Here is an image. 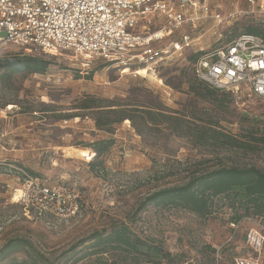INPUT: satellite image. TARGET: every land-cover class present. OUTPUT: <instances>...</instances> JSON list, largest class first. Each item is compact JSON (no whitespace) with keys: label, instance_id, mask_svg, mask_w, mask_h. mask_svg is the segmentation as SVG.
Wrapping results in <instances>:
<instances>
[{"label":"rangeland","instance_id":"rangeland-1","mask_svg":"<svg viewBox=\"0 0 264 264\" xmlns=\"http://www.w3.org/2000/svg\"><path fill=\"white\" fill-rule=\"evenodd\" d=\"M246 22L242 18L228 27H216L207 20L200 27L196 49H212L243 30ZM216 30L223 36L218 38ZM5 52L9 55L0 58L22 53L14 47ZM190 52L143 75L121 73L113 64L99 59L88 61L70 51L52 55L30 52L50 61L45 73L8 76L0 70V131L4 134L0 159L15 163L46 183L63 185L77 203L71 217L38 219L26 214L21 204L10 200L8 190L0 187V247L8 239L22 236L55 264H70L67 256L82 248L93 231L121 221L138 235L152 238L180 256L174 264H198L204 259V244L215 248L220 264H231L235 256L252 257L264 264V244L257 252L246 243V234L259 228L263 219L246 216L236 224L229 223L231 213L225 206L207 218L181 208L155 205L134 214L145 195L182 183L195 172L250 164L264 169L262 149L226 147L199 140L191 133V128L204 125L234 136L262 133L264 99L246 91L228 97L220 93L216 97L204 95V84L194 78L187 59ZM91 70L88 79L86 74ZM163 84L172 89L170 97L163 93ZM88 96L115 100L130 114L148 106L173 116L183 113V129L180 133L168 123L150 126L134 117V122L124 119L110 132L99 130L93 113L76 107ZM106 138L114 142L99 158L102 168L89 165L94 156L91 148H87L89 157L76 158L69 153L71 147L86 149L81 145ZM3 173L0 165V181L16 182ZM14 255L21 260L23 253ZM89 260L76 264H89Z\"/></svg>","mask_w":264,"mask_h":264},{"label":"built area","instance_id":"built-area-1","mask_svg":"<svg viewBox=\"0 0 264 264\" xmlns=\"http://www.w3.org/2000/svg\"><path fill=\"white\" fill-rule=\"evenodd\" d=\"M242 18L261 34L243 29L212 49H196L204 22L228 27ZM9 47L21 54L70 51L88 61L110 62L121 73L142 67L153 71L187 50L199 51L191 64L199 81L218 91H246L264 99V0H0V56L9 55L5 52ZM163 87L170 97L172 89ZM3 135L0 131V151ZM0 165L4 176L16 179L13 184L0 181V187L26 214L62 220L77 211L75 196L63 185L46 183L3 159ZM246 243L261 251L264 223L249 230ZM234 262L259 264L258 259L243 256Z\"/></svg>","mask_w":264,"mask_h":264},{"label":"trees","instance_id":"trees-1","mask_svg":"<svg viewBox=\"0 0 264 264\" xmlns=\"http://www.w3.org/2000/svg\"><path fill=\"white\" fill-rule=\"evenodd\" d=\"M243 29L246 32L261 34V30L255 26L248 25ZM199 55V51L189 54L187 59L190 64ZM104 64L112 63L104 62ZM49 65V60L34 54H17L11 58H0V70L8 76L19 72L45 73ZM92 74V70L87 72L86 78H91ZM192 74L198 82L204 84L201 87L204 95L208 97L219 96V93L224 97L231 95L229 92L218 91L199 81L193 70ZM121 105L115 100L88 96L81 99L76 107L91 111L95 127L108 132L124 119L134 122V117H139L143 124L150 126L168 123L180 133L183 129L185 115L183 113L180 116H173L148 106L146 109L136 108L134 114H130ZM190 131L199 140L205 142H216L226 147L243 150L256 148L264 150V130L262 133L255 131L245 133L243 136H234L204 125L191 128ZM113 142V138H106L81 145L91 148L94 153L89 162L92 169L103 167L99 158L109 150ZM150 205L160 208H181L201 218H207L217 208L225 206L231 213L228 216L229 223L236 224L246 216L264 220V169L250 164L219 166L203 172H195L182 183L163 186L145 195L138 203L134 214L146 210ZM85 241L82 248L67 256V259L71 260L70 264H76L84 259H90L89 264H174L180 261V256L165 250L156 240L138 235L127 223L121 221L113 223L108 229L93 231ZM17 252L23 253L21 260L14 255ZM202 253L204 259L198 264H220L216 250L210 244L203 245ZM234 258L231 257V264H235ZM19 261L25 264L56 263L54 259L43 254L29 238L16 236L8 239L0 247V264H17Z\"/></svg>","mask_w":264,"mask_h":264},{"label":"bare ground","instance_id":"bare-ground-1","mask_svg":"<svg viewBox=\"0 0 264 264\" xmlns=\"http://www.w3.org/2000/svg\"><path fill=\"white\" fill-rule=\"evenodd\" d=\"M122 72L123 73H129L130 70L126 68V69L122 70ZM134 72H135V74L137 73V74L143 75V74L148 73L149 70H147L146 68L142 67V68L136 69V71H134ZM69 153L74 155V157H76V158L77 157H82V156H88V157L91 156V151L89 149H87V148L84 149V148H73V147H71L69 149Z\"/></svg>","mask_w":264,"mask_h":264}]
</instances>
